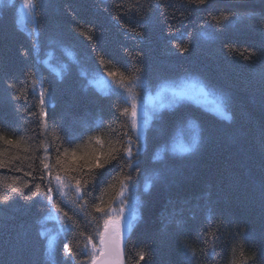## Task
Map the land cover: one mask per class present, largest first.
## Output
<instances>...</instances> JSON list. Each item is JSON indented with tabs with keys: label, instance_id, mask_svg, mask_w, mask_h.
<instances>
[{
	"label": "trees",
	"instance_id": "trees-1",
	"mask_svg": "<svg viewBox=\"0 0 264 264\" xmlns=\"http://www.w3.org/2000/svg\"><path fill=\"white\" fill-rule=\"evenodd\" d=\"M39 5L20 27L0 0V264H89L123 185L125 264H264V0ZM183 79L220 91L230 119L181 99L133 130V101Z\"/></svg>",
	"mask_w": 264,
	"mask_h": 264
},
{
	"label": "snow or ice",
	"instance_id": "snow-or-ice-1",
	"mask_svg": "<svg viewBox=\"0 0 264 264\" xmlns=\"http://www.w3.org/2000/svg\"><path fill=\"white\" fill-rule=\"evenodd\" d=\"M188 2L190 4H197V5H203L206 3V0H188ZM9 3H12V0H9ZM18 3V8L16 9V12L18 13V19L19 18H23L27 21H31L33 23H35L39 12V0H17ZM213 19H215L217 21V23H219L220 21H227L230 19V16L227 14H222L219 17H214ZM89 39H91L92 37L89 36ZM35 47V45H34ZM183 50V49H181ZM260 54L264 55V51H262ZM252 55H256V53H252ZM109 76H113L115 77L116 73L113 72H109L108 73ZM127 77H123V74H121V80H114V83L117 84L120 87H123V80H126ZM137 79H139V77H137ZM98 85H105L106 82H104L103 80L98 81L97 82ZM9 88H15V84H9ZM41 99H40V103L41 105H43L45 103L44 100V90H41L40 93ZM19 95H17V97H14V99H18ZM217 111H219L222 115H224V111L223 108L220 107L219 105L217 106ZM125 114L128 113V109H124L123 110ZM137 116H138V111H137V104L135 103V101H133L132 103V111H131V125H132V129L133 130H137L138 129V121H137ZM225 118H229L230 116H225ZM142 134V133H140ZM180 135H183V132L181 131ZM7 143L11 144L13 143L12 141H7ZM196 138L193 136L189 145L186 147H182L181 150L183 152H189L192 151L195 147H196ZM115 151V150H114ZM125 151L128 152V154H131V149H125ZM113 159H116V157H112ZM0 166H3L2 163H0ZM98 167H100L101 165H97ZM45 168H48V165L44 166ZM58 181L60 180V177L57 176L56 178ZM8 187H11V185H9ZM25 187H27V185H25ZM63 187V185L61 184V188ZM37 190H39L40 185L36 186ZM127 188V185H123L121 188V196L123 195L124 190ZM16 191H19L20 189H15ZM76 191L80 192V186H79V182L77 184L76 187ZM51 193H52V189L49 188L47 190L46 193H44L45 195L49 196V199H51ZM32 196H35L36 193L32 192L31 193ZM8 199L7 196H3L0 195V202H5ZM52 208L55 209L57 212L61 211L60 206L56 203L52 204ZM97 211L98 212H102L105 213L104 208L97 206ZM118 211L120 215H114V213ZM125 212V209L123 206H121L118 210H114L109 208L108 212L105 213V219L103 221V229L99 230L97 232V236L99 239V244L97 245L96 243H93V237L89 236L87 238V245L85 246V248L87 249L88 245L91 246V259H90V264H122V260L121 257L123 255L122 252V248H121V241H122V227H121V217H123ZM65 216L67 215L66 213L64 214ZM134 217L129 215L128 217V222H129V226H131V220ZM61 231H63V227L61 229ZM42 235L44 233H41ZM57 235H59V233H57ZM56 239V237H49L48 238V248L51 249L53 246V242ZM64 249L66 251V253L72 257L76 256V253L73 252L72 247H70V245L68 243L64 244ZM193 254H194V250H193ZM242 255V253H241ZM139 259L143 260L145 258V253L144 251H140L138 253ZM138 264V262H137ZM233 264H248L247 259L245 258L242 262L241 261H233Z\"/></svg>",
	"mask_w": 264,
	"mask_h": 264
},
{
	"label": "rangeland",
	"instance_id": "rangeland-1",
	"mask_svg": "<svg viewBox=\"0 0 264 264\" xmlns=\"http://www.w3.org/2000/svg\"><path fill=\"white\" fill-rule=\"evenodd\" d=\"M19 20V26L22 27L26 25L27 20L23 19L22 17L18 19ZM40 60L48 64V66L52 70H56L58 68V61H49L46 59V57H41ZM104 82H106L105 78L102 79ZM104 86V85H103ZM208 89L204 87V85L198 83L195 80H180L176 82L174 85H164L159 90L156 91L155 94H151L146 96L141 101H135L137 104V121H138V129L137 131L141 133L143 126L145 123L149 120L150 112L160 106L164 107H171L173 104H175L178 100H187L190 102H193L202 108L213 112L217 115H220L222 117L230 116L229 110L226 109L225 104L222 100L221 92L215 90L213 93H209L207 91ZM220 106L223 108L224 115H222L219 111H217V106ZM132 111V108H131ZM115 205V204H114ZM121 206L124 207L125 212L123 217H121V227L122 231L129 227L128 217L129 215L133 216L135 218V212L132 208L130 201H122V196L120 195L118 199H116V205L113 206L112 209L118 210ZM114 215H120L118 211L114 213ZM133 218V219H134ZM131 220V222L133 221Z\"/></svg>",
	"mask_w": 264,
	"mask_h": 264
},
{
	"label": "water",
	"instance_id": "water-1",
	"mask_svg": "<svg viewBox=\"0 0 264 264\" xmlns=\"http://www.w3.org/2000/svg\"><path fill=\"white\" fill-rule=\"evenodd\" d=\"M121 248H122V252H123L121 260H122V264H125V261H124V241L123 240L121 241Z\"/></svg>",
	"mask_w": 264,
	"mask_h": 264
},
{
	"label": "bare ground",
	"instance_id": "bare-ground-1",
	"mask_svg": "<svg viewBox=\"0 0 264 264\" xmlns=\"http://www.w3.org/2000/svg\"><path fill=\"white\" fill-rule=\"evenodd\" d=\"M49 57H50V56H49ZM49 57H48V58H49ZM146 123H147V122H146ZM146 123H145V125H146ZM145 125H144V126H145ZM144 126H143V127H144ZM142 129H143V128H142ZM135 131L138 133L137 130H135ZM122 240L124 241V238H123V237H122ZM89 264H90V263H89Z\"/></svg>",
	"mask_w": 264,
	"mask_h": 264
}]
</instances>
